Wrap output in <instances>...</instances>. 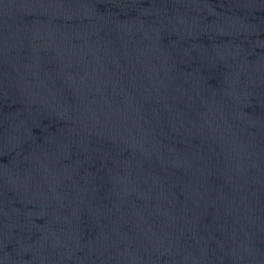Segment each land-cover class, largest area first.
Segmentation results:
<instances>
[{"label": "water", "instance_id": "95a60500", "mask_svg": "<svg viewBox=\"0 0 264 264\" xmlns=\"http://www.w3.org/2000/svg\"><path fill=\"white\" fill-rule=\"evenodd\" d=\"M0 264H264V0H0Z\"/></svg>", "mask_w": 264, "mask_h": 264}]
</instances>
